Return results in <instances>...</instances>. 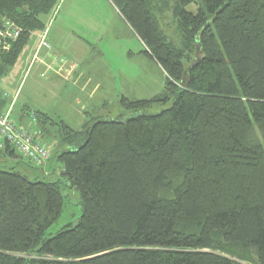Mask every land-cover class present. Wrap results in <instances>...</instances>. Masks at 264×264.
<instances>
[{
    "label": "trees",
    "instance_id": "1",
    "mask_svg": "<svg viewBox=\"0 0 264 264\" xmlns=\"http://www.w3.org/2000/svg\"><path fill=\"white\" fill-rule=\"evenodd\" d=\"M109 1L164 88L121 99L128 118H86L79 130L32 113L34 139L55 150L41 166L0 150L14 161L0 167V264H264V0ZM59 2L0 0V18L21 30L0 78ZM157 103L170 105L144 112ZM65 188L80 214L46 236Z\"/></svg>",
    "mask_w": 264,
    "mask_h": 264
},
{
    "label": "rangeland",
    "instance_id": "2",
    "mask_svg": "<svg viewBox=\"0 0 264 264\" xmlns=\"http://www.w3.org/2000/svg\"><path fill=\"white\" fill-rule=\"evenodd\" d=\"M186 10L195 13L197 7L192 4ZM113 11L109 0H60L58 7L46 17L45 28L32 34L15 65L0 78V96L5 99V104L8 101L13 104L12 112L14 108L18 112L25 108L28 115L41 111L79 130L86 118L130 117L133 114L131 110L121 105L123 98L129 101L149 100L159 94L164 88L165 75L142 54L144 48L137 37ZM162 26L167 36L176 41L169 15ZM48 31V41L52 38L54 44L58 43L56 54L66 58L65 64L59 62L62 70L61 67L57 70L63 71L69 60L80 65L74 80L76 84L59 78L52 82L53 86L49 85L51 74L45 72L42 66L45 58L38 54L42 37L46 44V48L42 49L48 54L54 51L47 41ZM36 45L39 48L34 52ZM35 57L37 62L31 64ZM58 58L61 57L55 56V61ZM42 74L44 77H41ZM169 105L157 103L144 112L156 114ZM46 146L49 147V144ZM9 159L0 155V167H14ZM57 167L59 164L52 160L50 171L47 169L50 176L45 180L53 182L58 179ZM15 170L21 174L29 173L25 166L17 169L15 166ZM63 195L60 218L47 230L46 236H53L61 228L75 222L80 214L77 191L65 188Z\"/></svg>",
    "mask_w": 264,
    "mask_h": 264
},
{
    "label": "built area",
    "instance_id": "3",
    "mask_svg": "<svg viewBox=\"0 0 264 264\" xmlns=\"http://www.w3.org/2000/svg\"><path fill=\"white\" fill-rule=\"evenodd\" d=\"M20 32L21 30L11 21L6 18H0V58L9 52L11 45L20 36ZM40 43V49L46 48L43 37ZM40 49L38 50V54L40 53ZM35 59L36 57L31 61V64L37 62V59ZM58 62L62 63L63 60H59ZM41 77H44V75L42 74ZM11 114L12 104L6 110L0 111V149L4 148V145L7 144L21 158L29 160L34 166L43 165L49 158L48 147L36 141L34 139L35 134L30 130L18 126ZM29 116L34 120L33 114Z\"/></svg>",
    "mask_w": 264,
    "mask_h": 264
},
{
    "label": "crops",
    "instance_id": "4",
    "mask_svg": "<svg viewBox=\"0 0 264 264\" xmlns=\"http://www.w3.org/2000/svg\"><path fill=\"white\" fill-rule=\"evenodd\" d=\"M110 6H111V8H112V10H114L113 12H114V14L116 15V13H118L117 12V10H116V8L110 3ZM115 11H116V13H115ZM119 15V14H118ZM129 30L131 31V29L129 28ZM132 32V31H131ZM49 34H50V31H48V33H47V41H48V39H49ZM50 45H51V47H52V50H54L51 54H48V52L47 51H45L44 49H40V53H39V55H40V57H42L43 59L45 58V63L44 64H42V66H43V68H44V70H45V72H50V76H49V78H50V82H49V85H52L53 86V81H56V80H58L59 78H63V79H69L70 81L69 82H74V84H76V82L74 81L75 80V76H76V73L79 71V67H80V65L79 64H77V63H75V62H73V60L72 61H70L69 60V62H68V65H65L66 66V68H65V66L63 67V71H58L57 69H60V67H61V70H62V66L59 64V60H63V63H61V64H65L66 63V58L65 57H63V56H60L59 54H56V53H58L57 52V49H56V47L58 46L57 44L58 43H56V44H54V42L52 41V38H50ZM141 44V43H140ZM36 48H37V45L35 46V49H34V52H35V50H36ZM53 54V55H52ZM59 56V57H61V58H58V61H55V56ZM32 58V57H31ZM72 63H74V64H72ZM52 66V67H51ZM51 67V68H50ZM47 70V71H46ZM74 71V72H73ZM73 72V73H72ZM68 73H70L69 75H68ZM72 74V75H71ZM64 75V76H63ZM71 75V76H70ZM67 76V77H66ZM16 103H17V101H16ZM11 104V102L9 103V101H8V103L6 102V104H5V99L3 98V97H1L0 96V111L2 110H6L8 107H9V105ZM13 105V104H12ZM12 118H13V120L16 122V124L18 125V126H20V127H25V128H27L28 130H32V129H29V127L31 128V126H32V124L35 122L34 120H32L31 118H30V116H28V114H27V111H26V109L24 108V110H21L20 112H18V111H16L15 110V108L13 109V112H12ZM35 130V129H34ZM35 132H37V133H35ZM35 132H33L34 134H36V135H38V130L36 131L35 130ZM52 145V144H51ZM53 147V146H52ZM54 148V147H53ZM52 148V149H53ZM3 149V148H2ZM2 149H0V150H2ZM61 150V149H60ZM13 163H14V161L13 160H11ZM17 166V165H16ZM22 165H18V168H20ZM47 167L45 166V169H44V174H49V171H47Z\"/></svg>",
    "mask_w": 264,
    "mask_h": 264
}]
</instances>
